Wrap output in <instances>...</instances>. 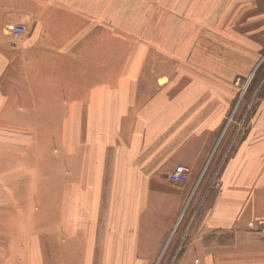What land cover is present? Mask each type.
<instances>
[{
  "label": "crops",
  "instance_id": "0c3cea01",
  "mask_svg": "<svg viewBox=\"0 0 264 264\" xmlns=\"http://www.w3.org/2000/svg\"><path fill=\"white\" fill-rule=\"evenodd\" d=\"M261 68L264 0H0V264H264Z\"/></svg>",
  "mask_w": 264,
  "mask_h": 264
},
{
  "label": "built area",
  "instance_id": "2783aa9c",
  "mask_svg": "<svg viewBox=\"0 0 264 264\" xmlns=\"http://www.w3.org/2000/svg\"><path fill=\"white\" fill-rule=\"evenodd\" d=\"M7 29L15 38L27 37L30 34L29 30L22 25H9ZM189 173L190 171L186 167L179 166L170 175L169 180L172 184H182L186 181ZM257 226L260 232L264 233V219L257 221Z\"/></svg>",
  "mask_w": 264,
  "mask_h": 264
},
{
  "label": "rangeland",
  "instance_id": "374dc122",
  "mask_svg": "<svg viewBox=\"0 0 264 264\" xmlns=\"http://www.w3.org/2000/svg\"><path fill=\"white\" fill-rule=\"evenodd\" d=\"M264 75V68L258 71L257 76ZM239 79H241V85L243 87V92H250L254 91L255 88L259 85L260 79H253V84H251V80L249 81V78L246 76H242ZM178 260H168V259H160L157 261V264H178Z\"/></svg>",
  "mask_w": 264,
  "mask_h": 264
}]
</instances>
